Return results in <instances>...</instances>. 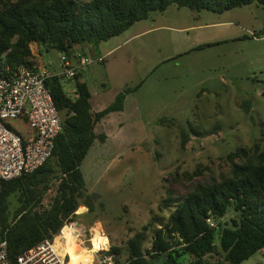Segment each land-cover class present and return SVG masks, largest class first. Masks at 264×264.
Returning a JSON list of instances; mask_svg holds the SVG:
<instances>
[{"label":"rangeland","instance_id":"rangeland-1","mask_svg":"<svg viewBox=\"0 0 264 264\" xmlns=\"http://www.w3.org/2000/svg\"><path fill=\"white\" fill-rule=\"evenodd\" d=\"M33 48L37 62L61 72L64 54ZM75 52L92 61L78 73L94 95V110L141 84L123 112L98 126L110 138L95 143L82 165L87 194L99 195L104 206L96 203L90 217L81 206L76 215L82 218L69 222L91 227L78 238L85 241L100 224L108 237L101 246L119 249L118 261L125 264L129 242L147 227L142 248H149L174 208L159 210L169 190L182 198L198 182L219 180L229 172L223 159L238 148L259 144L264 151V5L222 14L171 5L120 36ZM76 83L63 81L71 98ZM199 167L206 169L193 183L175 181L174 174ZM55 194L54 188L46 194V207ZM93 217L97 222L90 226ZM232 217L231 209L221 222ZM241 264H264V250Z\"/></svg>","mask_w":264,"mask_h":264},{"label":"trees","instance_id":"trees-1","mask_svg":"<svg viewBox=\"0 0 264 264\" xmlns=\"http://www.w3.org/2000/svg\"><path fill=\"white\" fill-rule=\"evenodd\" d=\"M254 3L264 5V0H0V62L13 69L36 64L34 44L72 57L77 46L107 42L171 5L222 14ZM79 77L77 73L74 78L76 98L65 92L60 78L46 82L63 121L51 159L35 173L2 185L1 237L13 262L63 230L68 234L64 227L82 218L76 215L81 206L89 209L87 217L97 212L100 197L87 194L82 165L95 143L110 138L98 133V126L123 112L127 97L141 86L120 92L112 105L93 110V93ZM223 160L229 172L219 180L198 182L182 198L168 191L159 210L174 208L155 230L149 248H142L147 227L129 242L125 264H241L264 250V151L259 144L241 147ZM205 169L176 173L174 179L186 186ZM53 188L56 194L46 207L43 201ZM231 209L234 217L222 223ZM96 222L93 217L89 225ZM83 224L76 225L91 228ZM111 252L118 256L120 250ZM217 256L221 258L216 260Z\"/></svg>","mask_w":264,"mask_h":264},{"label":"built area","instance_id":"built-area-1","mask_svg":"<svg viewBox=\"0 0 264 264\" xmlns=\"http://www.w3.org/2000/svg\"><path fill=\"white\" fill-rule=\"evenodd\" d=\"M97 61L102 63L103 59ZM91 63L82 53L72 57L65 55L62 70L57 73L49 71L39 61L18 69L0 62V192L3 183L35 173L53 156L55 140L63 131V121L46 82L54 77L72 80ZM211 226L214 225L211 223ZM65 228L76 239L83 234V229L73 223H67ZM63 231L52 240L40 242L13 262L7 241L1 237L0 222V264H69L70 254L64 250L69 236ZM77 244L85 247L86 241L83 239ZM88 264H119V261L109 245L95 251Z\"/></svg>","mask_w":264,"mask_h":264},{"label":"bare ground","instance_id":"bare-ground-1","mask_svg":"<svg viewBox=\"0 0 264 264\" xmlns=\"http://www.w3.org/2000/svg\"><path fill=\"white\" fill-rule=\"evenodd\" d=\"M66 235L69 236L68 238L69 242L68 245L64 247L65 248L64 250L65 252L70 254L69 264H88L95 251H100L102 248L108 247V246H101L104 237V232L100 224H97V226L93 230L92 238L88 239L89 240L88 247L87 245H85V247L79 246L77 243H79V241L82 240L70 236L71 235L70 231ZM81 236H83V234ZM88 240H86L87 241L86 244L88 243ZM57 244L60 245L59 241H57Z\"/></svg>","mask_w":264,"mask_h":264},{"label":"crops","instance_id":"crops-1","mask_svg":"<svg viewBox=\"0 0 264 264\" xmlns=\"http://www.w3.org/2000/svg\"><path fill=\"white\" fill-rule=\"evenodd\" d=\"M35 45H36V44H35ZM36 47H37V51H39V47H38L37 45H36ZM32 50H33L34 55L36 56L37 53H35L33 46H32ZM76 53H79V52H76ZM36 57H37V56H36ZM76 91H77V89H76V87H75V89L73 90L74 98H76ZM93 97H94V95H93ZM93 97L91 98V105H92ZM93 110H94V109H93Z\"/></svg>","mask_w":264,"mask_h":264}]
</instances>
